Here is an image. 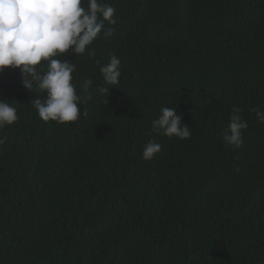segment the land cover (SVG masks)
I'll use <instances>...</instances> for the list:
<instances>
[{
    "label": "trees",
    "instance_id": "obj_1",
    "mask_svg": "<svg viewBox=\"0 0 264 264\" xmlns=\"http://www.w3.org/2000/svg\"><path fill=\"white\" fill-rule=\"evenodd\" d=\"M100 2L116 23L95 56L59 57L76 65L78 120L43 121L32 100L46 92L0 72L18 115L0 128V264H262L264 0ZM111 55L115 86L100 72ZM234 105L248 127L225 147ZM163 107L189 138L152 131ZM149 141L161 149L145 160Z\"/></svg>",
    "mask_w": 264,
    "mask_h": 264
},
{
    "label": "clouds",
    "instance_id": "obj_2",
    "mask_svg": "<svg viewBox=\"0 0 264 264\" xmlns=\"http://www.w3.org/2000/svg\"><path fill=\"white\" fill-rule=\"evenodd\" d=\"M114 15V6L100 0H86V5L85 0H0V72L5 67L19 68L25 88L31 90L36 87L46 92L45 99L32 100L43 121L63 124L80 118L78 104L81 97L72 82L76 65L59 57L69 49L76 55L88 50L95 56V50H90L89 46L105 29V21L116 23ZM105 35H111V29L105 30ZM42 61L47 65L46 71ZM100 72L106 84L117 85L121 76V60L111 55L109 63L102 66ZM99 91L109 94V87ZM242 111L235 105L232 107L223 136L225 147L243 144L242 133L248 122ZM254 111L258 122L264 123V112ZM181 119L182 114H178L176 108L163 107L158 118L152 120V131L168 137L189 138L190 128ZM17 120V109L5 99H0V128ZM160 149L159 143L147 142L143 158L152 159Z\"/></svg>",
    "mask_w": 264,
    "mask_h": 264
}]
</instances>
